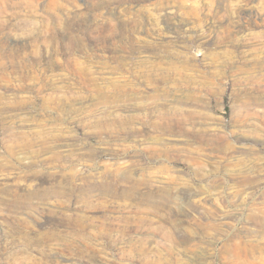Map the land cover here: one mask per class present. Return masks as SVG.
Here are the masks:
<instances>
[{
  "label": "rangeland",
  "instance_id": "374dc122",
  "mask_svg": "<svg viewBox=\"0 0 264 264\" xmlns=\"http://www.w3.org/2000/svg\"><path fill=\"white\" fill-rule=\"evenodd\" d=\"M0 264H264V0H0Z\"/></svg>",
  "mask_w": 264,
  "mask_h": 264
}]
</instances>
